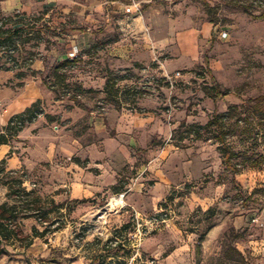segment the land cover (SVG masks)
Here are the masks:
<instances>
[{"label": "rangeland", "instance_id": "374dc122", "mask_svg": "<svg viewBox=\"0 0 264 264\" xmlns=\"http://www.w3.org/2000/svg\"><path fill=\"white\" fill-rule=\"evenodd\" d=\"M167 2L177 15L192 18L197 24L212 22L218 27L203 48L202 60L191 68L168 70L158 59L119 68L109 53L96 51L85 58L79 51L78 57L59 73L65 76L59 82L54 70L60 53L69 50L62 36V21L40 13L14 16L8 23L26 24L27 29L21 37L24 41L12 53L0 50V65L14 54L18 67L28 71L31 55L43 59L44 81L53 84L59 105L76 111V118L63 120L56 118L58 113L50 114L40 105L41 116H54L45 119L65 143L74 144L72 137H80L84 147L92 143L100 150L115 147L116 141L110 140L117 132L106 118L152 115L157 132H137L140 145L120 138L129 145L128 156L121 157L116 152L108 160L125 162L120 179L127 188L104 197L69 199L65 193L68 188L58 187L61 176L51 168V162L31 170L15 169L23 174L28 189L63 203V226L45 237H36L29 247H10L9 254L0 256V264H264V17H253L238 5L247 4L260 14L264 0ZM221 31H227L228 36L220 38ZM68 53L66 59L72 60ZM6 64L13 65L8 61ZM12 69L17 73L20 70L17 66ZM178 70L180 75H176ZM108 79L114 85L111 94L105 91ZM216 82L228 94L214 99L204 88ZM225 111L226 142L236 153L233 162L238 172L223 164L213 129H202L200 137L193 129ZM88 114L105 118L104 132L96 130L94 122L86 118ZM66 124V132L58 130L57 125ZM165 138L170 143L168 155L178 165L187 164L185 177L189 173L194 176L191 181L182 180V185H167L155 211L149 198V189L155 182L151 174L155 173L144 165H159L165 154ZM178 174L182 176L181 172ZM138 182L144 185H137L142 190L131 196L138 201L133 205L126 195ZM7 190L0 180V202L6 199ZM122 192L126 194L119 203ZM123 205L127 212L122 225L129 227L117 232L122 226L117 227L110 218ZM52 206L49 203L48 207ZM155 217L164 220L147 223ZM138 223L142 224V234ZM33 224L39 225L36 219L25 220L26 233H31Z\"/></svg>", "mask_w": 264, "mask_h": 264}, {"label": "crops", "instance_id": "0c3cea01", "mask_svg": "<svg viewBox=\"0 0 264 264\" xmlns=\"http://www.w3.org/2000/svg\"><path fill=\"white\" fill-rule=\"evenodd\" d=\"M137 1L141 2V12L129 13L126 7L133 0H0V13L52 15L63 23L65 32L62 36L68 51L77 46L85 58L96 51L109 53L119 68H130L158 59L168 70L188 69L202 60L203 48L218 31L216 25L208 21L197 24L192 18L177 15L168 0ZM68 51L63 50L58 61L66 60ZM31 68L37 73L22 78L17 77L16 70H0V131L12 116L25 111L35 102H39L50 114L58 113L56 118H76V111L59 105L61 101L55 98L54 90L44 81L46 64L43 59L36 57ZM53 117L41 116L9 142L0 144V160H6L7 169L30 170L43 162H51V168L61 176L58 187H67L65 193L71 200L100 198L116 192L114 186L125 183L120 179V172L126 164L109 161L108 158L114 157L116 152L121 157L128 156L129 145L121 142L120 138L126 137L129 143L138 145L139 142L140 145L137 132L145 131L147 135L154 129L157 132L156 118L152 115L148 118H106L117 132L116 137L110 140H115L116 145L100 150L96 143L84 147L80 137H72L74 144L65 143L45 119ZM86 118L94 122L97 131H105V118L89 114ZM68 125L57 127L59 131L66 132ZM45 135L47 137L42 140ZM164 141L165 154L161 155L159 165L156 162L144 165L145 169L155 173L151 174L155 182L149 189L150 206L155 211L159 209L158 203L164 197L163 190L167 185H182V180L191 181L194 176L189 173L185 177L187 164L182 162L178 165L168 155L169 141L167 138ZM155 143V140L151 141L152 145ZM73 155L85 163L73 160ZM178 172L182 173L181 177ZM137 185L144 183L130 185V193L126 195L133 205H137L138 201L131 196L141 194L139 191L142 190V186ZM126 186L122 185L120 191ZM123 207L110 218L117 227L123 226L122 219L127 212Z\"/></svg>", "mask_w": 264, "mask_h": 264}, {"label": "trees", "instance_id": "16d2710c", "mask_svg": "<svg viewBox=\"0 0 264 264\" xmlns=\"http://www.w3.org/2000/svg\"><path fill=\"white\" fill-rule=\"evenodd\" d=\"M239 6L243 7L253 17L262 18L264 17V11L260 14H255L253 10L244 3H238ZM14 16L20 17V13L14 15H3L0 13V50L1 51H14L24 31L27 29L26 24L20 25L19 22H15L9 26L8 23L14 19ZM30 32V31H29ZM28 32V33H29ZM28 41V39L26 40ZM12 53V52H11ZM3 64L0 65L1 69H12L17 66L18 70L17 77H27V75H35L37 71L31 68L35 57L30 56L28 63V71L22 70V67H18L17 58L10 54ZM72 60H63L57 64L54 70V75L60 81L65 79V76L59 74L61 70L68 64H71ZM12 62L13 65H7L6 62ZM15 65V66H14ZM49 83V82H47ZM49 87L54 89L53 84L49 83ZM114 85L112 86L110 79L107 80L105 85V91L112 93ZM55 90V89H54ZM205 93L216 99L217 97L225 96L228 91L222 90L219 83L213 85H207L204 88ZM118 93V91H117ZM41 106L39 102L33 103L25 111L12 116L9 123L0 131V144L7 143L10 139L17 135L27 124L34 122L37 118L38 113L41 112ZM229 111V110H228ZM228 111L222 113H216L213 117L205 124H198L193 126L197 136H201L202 129H213L214 138L220 143L219 150L222 154L223 164L227 167L234 169V171H240L239 168L234 164L233 160L236 153L230 149L226 142V132L224 131V123L227 119ZM73 160L79 163L83 162L79 157H74ZM19 170L7 169L6 160H0V180L7 186L8 190L6 193V199L0 202V256L9 254L10 247H29L36 237H45L47 234L57 231L62 228L63 224L60 222L61 217L64 215L61 212L63 209V203H56L54 198H48L41 195L35 189H28L24 183L25 178L23 174L19 173ZM122 185L118 184L114 186L116 192L120 191ZM52 204L51 208L48 205ZM53 212L58 213L54 215ZM36 219L38 224H33L31 233H26L24 230L25 220ZM57 223V226L53 227ZM43 227L42 229L40 228ZM129 224L123 225L117 232L127 230Z\"/></svg>", "mask_w": 264, "mask_h": 264}, {"label": "built area", "instance_id": "2783aa9c", "mask_svg": "<svg viewBox=\"0 0 264 264\" xmlns=\"http://www.w3.org/2000/svg\"><path fill=\"white\" fill-rule=\"evenodd\" d=\"M141 8H142L141 2H139L137 0H133V2L126 7V12H129V13L141 12ZM219 36H221V38H225V37L228 36V32L227 31H221V32H219ZM78 53H79L78 47L77 46H73L72 49L69 51L68 55H69V57L71 59H74L75 57H78ZM180 73H181L180 71H177L176 75H180ZM42 114H43V111L39 112L38 113V116H41ZM125 194H126L125 192L120 193L118 195L119 196V199H123L124 196H125ZM160 220H164V219L163 218L158 219V218L155 217V218L151 219L150 221H147V223L150 222L151 224H155V223H157ZM141 226H142V224L141 223H138V231H139L140 234H142V231L140 229Z\"/></svg>", "mask_w": 264, "mask_h": 264}, {"label": "bare ground", "instance_id": "6f19581e", "mask_svg": "<svg viewBox=\"0 0 264 264\" xmlns=\"http://www.w3.org/2000/svg\"><path fill=\"white\" fill-rule=\"evenodd\" d=\"M118 201L120 202V199H118Z\"/></svg>", "mask_w": 264, "mask_h": 264}]
</instances>
